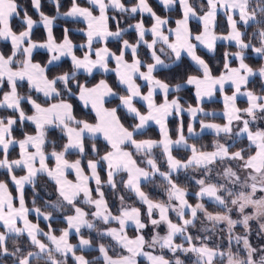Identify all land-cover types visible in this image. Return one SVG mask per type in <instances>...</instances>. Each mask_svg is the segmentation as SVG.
Returning <instances> with one entry per match:
<instances>
[{
	"label": "snow or ice",
	"instance_id": "obj_1",
	"mask_svg": "<svg viewBox=\"0 0 264 264\" xmlns=\"http://www.w3.org/2000/svg\"><path fill=\"white\" fill-rule=\"evenodd\" d=\"M52 3L57 15L82 22L84 27L74 30L65 27L63 37L58 41L53 34L56 17L41 11V0H31L32 8L39 14V21H34L26 9L21 18L17 0H0V39L9 41L11 45L9 55L0 53V91L5 86L8 88L0 96V111L7 113L0 114V169L6 170L19 193L17 207L8 184L0 181V257L10 258L12 264H33V260H42L44 264H67L69 255L74 264H138V257H144L148 264H184L177 254L191 253L196 257L193 264H216L217 256H226L227 264H264V245L253 246L249 239L253 221L258 225L256 234L264 239V130L254 131L251 127L257 119L264 117V94L246 89L249 77L256 72L245 63V53L249 49L264 57V0H200L199 7L195 0H159L165 10L178 6L181 16L175 20L174 28L169 27V19L157 15L148 0H133L130 6L123 0H87V6H82L80 0H70L71 6L64 13L60 12L61 0H52ZM109 10L121 15L110 16ZM97 11L98 15L94 14ZM221 11L227 18L228 32L218 36L215 29ZM138 14L141 19L135 24H128V29H134L136 34L132 43L123 38L128 29L121 27V23L128 18L134 19ZM144 15L152 19L150 28L145 27ZM13 18H21L24 30H13ZM191 20L199 22V31L194 33L190 28ZM110 21L115 22V31L111 30ZM37 24L42 25L46 32V39L42 42L32 39ZM248 29H252L250 36ZM71 31L82 32L86 41L76 45L71 39ZM147 33L151 34L150 40L146 39ZM109 39L122 42L119 54L109 49ZM221 39L232 42L237 51L223 54V71L214 76L209 63L198 55V48L212 53L216 41ZM97 42L103 46L95 47ZM141 46L147 49L152 62L145 63L140 59ZM77 48L82 56L76 54ZM36 49H44L48 53L49 59L43 66L33 62ZM129 53L131 62L126 59ZM184 55L198 72L197 75H187L183 81L194 86L196 107L188 105L185 108L179 96L169 99L171 93L179 92L181 84L170 85L155 75L160 68L170 69L180 63ZM64 58L70 59L71 69L49 78L48 72L58 67ZM232 58L239 61L238 67L231 66ZM110 61L115 62L114 68L109 67ZM94 71L114 72L126 94L118 95L105 79L92 86L80 82L79 73L93 76ZM258 75L264 81V65L259 68ZM137 78L146 82V94L142 92ZM18 81L27 82L28 94L22 95L18 91ZM226 84L234 88L231 95H224ZM217 87L223 96V118L226 122L217 124L200 120V129L212 130L224 142L215 140L212 151L198 149L195 144L188 143L182 119L177 128V139L173 140L167 125L168 117H181L187 112L190 118L187 132L190 136L196 135L193 122L198 119V113L203 112L200 102L204 97H211ZM33 92L41 94L44 101L38 102L31 94ZM157 93L163 98L161 103L155 99ZM117 95L119 104L106 107L108 99ZM238 96L247 98L246 108L237 107ZM73 98L95 114L94 123L74 115ZM137 99L143 102L146 113L136 106ZM25 103L31 107L30 115L23 106ZM121 108L137 121L131 127L122 123L118 115ZM25 121L34 125V134L24 133L22 139H17L13 134L14 128L18 124L24 126ZM150 123L158 126L160 139H137V135H142ZM50 128L59 130L66 138L60 150H57L55 142H52L50 152L46 149ZM242 137H246L249 147L232 151L236 140ZM97 138L106 142L108 150L103 155L99 153ZM88 141H92L94 157L87 159L90 174H86L82 166L83 158L88 156ZM13 146L19 149L18 158L9 159ZM174 147H183L190 155L186 160L178 159L173 155ZM157 149L161 151L166 171L161 170L159 158L155 155ZM70 154H77L78 158L69 161L67 156ZM137 156L142 159L138 161ZM50 159L54 165L49 164ZM102 165L106 181L102 180L98 171ZM216 168L221 171L213 177ZM16 169L23 170L25 174L17 177L14 174ZM190 169L202 174L201 178L195 179L198 191L195 192L197 203L194 206L186 198V189L174 180L173 175ZM70 171L75 174V180L68 178ZM122 174H126V178ZM157 176L165 184L166 201H153L142 190L144 182L152 183ZM42 178H46V184L54 185L56 197L45 202V207L50 209L47 212L26 207L23 194L25 185H31L35 192ZM92 181L96 185L95 197L90 187ZM120 185L146 205L147 223L140 208L125 206L124 196L119 197L121 206L116 213L110 209L103 189L107 186L118 190ZM205 199L218 210L208 211ZM248 209L251 211L248 212ZM31 211L44 221L54 219L56 212L64 213L62 219L66 227L60 230L59 236L55 235L51 224L45 232L28 219ZM157 211L158 219L154 218ZM170 212L176 214L179 223L170 219ZM233 213L237 218H233ZM201 215L212 225L211 229L203 225L197 228ZM96 222L104 225L114 222L118 227L99 229ZM20 223L22 227L18 226ZM149 223L154 230L151 239L143 234ZM162 224L167 228L165 235L155 231ZM129 225L135 228L134 238L128 235ZM237 226L242 227V234H235ZM84 228L96 231L94 239L110 238L107 243H99L98 257L93 260L86 259L84 254L77 255V251L94 247L92 239L84 238ZM190 229H197L196 234L193 235ZM73 231L79 237L78 245L69 242ZM211 233L219 235L221 241L226 233L229 247L235 240L238 245L242 244V250L221 251L219 245L211 243ZM25 235L29 247L38 251L25 252L16 243ZM177 238L182 242L177 243ZM9 240L14 242L11 250ZM157 249L159 254H154ZM165 250L172 254V258H166Z\"/></svg>",
	"mask_w": 264,
	"mask_h": 264
},
{
	"label": "trees",
	"instance_id": "obj_2",
	"mask_svg": "<svg viewBox=\"0 0 264 264\" xmlns=\"http://www.w3.org/2000/svg\"><path fill=\"white\" fill-rule=\"evenodd\" d=\"M123 2L128 4V5H131L133 0H131V1L123 0ZM148 2L150 4V6L153 8V10L157 13V15H159L163 18L168 17L169 27H173L175 20L180 18V12H179L177 7L175 9L165 11L154 0H148ZM17 3L20 5L21 18L23 16V11L25 9L27 10L28 14L31 16V18L34 21H37L40 18L39 14L32 8L31 0H17ZM80 3L82 6H87V2L85 0H80ZM41 6H42L41 11H43L46 15L56 17V19L54 21V25H53V34L58 41L62 39L63 29L65 27H68L69 29H73V30L83 27L82 22L72 21L71 19L66 18L63 15H57L56 7L52 3V0H41ZM70 6H71L70 0H61L60 12L61 13L66 12L70 8ZM116 15L120 16L121 14L116 13ZM21 18H13L11 21L12 28L16 32L23 30V27L20 24ZM139 19H141V17L139 15H137L134 19L128 18L126 20V22L123 21V24L121 23V27L126 28L128 26V24H132V23L138 21ZM143 20H144L145 25L151 24L150 18L143 17ZM194 25L198 26V24L190 23V28L193 30V32L198 31L199 26L195 27ZM110 28L112 31H115V29H116V24L113 21H110ZM226 30H227V26L225 25V22H223L222 16L218 15L217 27H216L215 31H226ZM241 30H244L243 26H241ZM247 31L249 32V36H250L252 29H248ZM70 36H71V39L73 40L74 43H80V42L83 43L85 41L84 40L85 37H84V35L80 34V31H77V32L71 31ZM123 38L134 43L136 40V34L133 30L130 29L124 33ZM32 39L34 41H38V42H42L46 39L44 29L41 25H36L34 27L33 32H32ZM98 44H95L94 46H97ZM120 44H121V41H118V40L107 42V46H110L115 51H118ZM142 50H140V52ZM10 51H11L10 45L7 42L0 40V53H3L5 55H9ZM226 51L234 53L236 51V47L233 45H230V44L224 45L221 43H217L215 45V51L214 52L207 53L201 49H198V55H201V57L204 58L206 60V62L209 63V65L212 69L213 75L218 76L220 74V72L223 71V54ZM76 53L78 55L82 54L80 49H78V50L76 49ZM253 53L254 52H252L250 49L246 50L245 63H247L253 69H259L264 64V57L253 56ZM141 54H142V59L145 62L150 61L146 52H141ZM47 57H48L47 52H44V51L33 52V62L40 63L42 66L46 64ZM126 59H129L128 55L126 56ZM235 64H236L235 59H231V66H234ZM70 69H71V65H70L69 61L67 59H63L59 63L58 67H53L51 69V71L48 72L49 78H52L53 76L58 75L62 72L69 71ZM197 74H198V72L196 70V67L194 65H192L191 62L185 56H182V61L180 63H178L177 65L173 66L172 68H170V69H164V68L158 69L155 73L157 78L165 80V82H167L173 86L177 83H180L181 85L184 84L183 81L186 80L187 75H197ZM78 78H79L81 83L87 82L89 86L94 85L100 79H105L118 95L126 94V92L120 87V85L117 84L115 77L112 74H105L104 75V74H101L99 72L93 73V76H86L84 74H78ZM246 88L248 90L254 91L257 94H264V86L261 85V82L259 81V79L257 77L252 79L251 81H249ZM145 89L146 88L144 86L141 87L142 91H145ZM3 91H8V88L5 86L3 88V90L0 91V96H2ZM18 91L22 95L28 94V88H27V82L26 81H20L18 83ZM31 94L33 95L34 98L38 99V102L44 101V97L41 96L40 94L35 93V92H33ZM118 95L114 98L108 99V102L106 103L105 106L108 108L116 107L119 104ZM174 95L179 96L180 102L184 107H186L188 105H191V106L196 105L193 90L190 87H185V86L181 87L179 92L171 93L169 95V98H171ZM155 99H156L157 103H160L162 101V98H160L159 95H156ZM72 102L74 103V115L78 119H84L90 123H93L95 121V116L89 109L84 108L80 104L79 101L75 100V98H73ZM237 105H238V107L242 108V107H244L245 104L242 101H238ZM23 106H24L27 114L30 115L31 114V108L29 107V105H27L25 103ZM201 107L204 109H220L221 104L219 101L214 100V101H210L208 103L201 104ZM140 109H141V111H143V108H140ZM0 114L7 115V113L2 112V111H0ZM118 115H120L122 123H124V125L126 127H131V125H133L135 123L134 118L127 115L123 111L122 108L118 111ZM181 119L183 120L184 134H185V129H186L187 122H188L187 116H185L184 114H182L181 117H177L175 115H172L167 121V125L169 128V134H170V137L172 139H175L177 137V128L179 127ZM204 119L215 121L218 123L222 122V119L220 117H217V116L208 117V118L204 117ZM262 119H263V117H262ZM259 125L260 124L258 123L257 126H259ZM24 133L34 134V125H31L29 122L25 121L24 126L21 127L18 124L14 128L13 134L17 139H22ZM147 138L158 140L159 133L155 127H153V126L146 127L143 130L142 135H137V139H147ZM47 139H48V144L46 145L47 150L52 149V142H55L56 146H57V150H60L62 148L63 143H65V141H66V138H63L61 136L59 130H57V129H49L48 134H47ZM217 139H220V138L215 137L212 134H201L196 138H187V140L190 144H195V146L198 149H201L204 151L213 150L214 141ZM91 143H92V141L87 142V146H86L87 152L89 151V144H91ZM96 143H97V147H98L100 155H102L105 151L108 150L107 146L101 140L97 139ZM245 145H246V141L244 138L237 139L235 142V147H233L231 150L235 151L240 147H244L247 149L249 146H245ZM155 151L157 152L158 149ZM188 153H189L188 150H183V149H179V150L174 149L173 150V155L175 157H178L181 160H184L188 156ZM158 155L160 156L159 153H158ZM16 156H17V150L15 147H13L12 149H10L9 159H15ZM75 157H77V154H70L67 156V158L70 160L75 159ZM0 158H2V154H0ZM92 158H94L93 155L90 152H88V156L83 158V160H82V166L84 167V162L86 159H92ZM160 165H161V169L165 170V166L162 163V161H160ZM98 171H99V174H100L102 180L105 181L104 168L100 167V169H98ZM22 173H23L22 170L16 169L14 174L17 175V177H18ZM213 173H216V172H213ZM214 177H216V175H214ZM174 180L181 187L186 189V191L188 192L187 199H188L189 203L194 204L196 201V198L194 195H195L196 190L198 189V186L195 184V181H193L192 179H189L188 176L185 174L174 175ZM0 181H5L8 184L9 192L11 193V195L13 197H16V191L14 189L12 181H11L10 177L7 175L6 170H4V169H0ZM46 185L51 190V192H54L53 191L54 187L50 183H47ZM164 186L165 185L162 182H160L159 180L156 179L152 183L143 184L142 190L144 192H146L151 199L157 200V195H159L160 198L162 197L161 190H162V188H164ZM90 187L93 189V195L95 196L94 185H90ZM119 189L122 190V188H119ZM103 190L105 192V198L109 204V207L112 208L113 204H111V200H112L111 191L106 186L104 187ZM125 193H126V191H125ZM23 194H24L26 207H28L29 209L40 208L42 211H45V212L50 211L49 208L45 207V202L51 200V198L53 197L52 194H51V197H45L40 193L38 188L34 192L32 189V186L26 187L24 189ZM129 198H130V200L132 199V197H129ZM14 203L16 204V199L14 200ZM133 203H134V201H133ZM135 205H137V204H135ZM205 206L210 211L215 212L218 210L215 205L210 204V203L205 202ZM63 214L64 213L56 212L53 214L54 219L45 222L43 220H39L31 211L29 213L28 219L33 223H37L39 225V227L41 229H43L45 232L48 231V224H51L52 227L55 229V235H59L60 230L66 227V224L62 219ZM233 215H235V214H233ZM128 231H129V234L132 233V230H128ZM82 234L85 238H90L93 240L94 247L90 250H85L83 252L77 251V255L84 254L86 259L93 260L94 258L98 257V251H97L96 247L99 245V243H107L108 239L107 238H105L104 240L94 239L96 237V235L93 234L91 230L90 231L83 230ZM75 238L76 237L73 235L69 237V240L72 244L75 243V241H76ZM43 240H44V242H47L45 238ZM16 243H19L25 249V252L35 251L34 248L29 247V242L25 236L20 237L19 240L16 241ZM13 246H14V242L12 240H9L8 241L9 249L11 250L13 248ZM253 246H254V244H253ZM230 250L233 252L236 251L234 246H232ZM186 263H189V261L188 260L184 261V264H186ZM222 263H223V259H221V261H220V264H222ZM0 264H12V260L10 258L5 259V258L0 257ZM33 264H44V261L33 260ZM67 264H74V261L70 256H68V258H67ZM138 264H145V263H144V261L139 260Z\"/></svg>",
	"mask_w": 264,
	"mask_h": 264
},
{
	"label": "crops",
	"instance_id": "obj_3",
	"mask_svg": "<svg viewBox=\"0 0 264 264\" xmlns=\"http://www.w3.org/2000/svg\"><path fill=\"white\" fill-rule=\"evenodd\" d=\"M125 1H131V0H125ZM158 5H160L161 7H162V5L161 4H159L158 2H157V0H154ZM163 8V7H162ZM176 7H173V8H170V9H168V10H172V9H175ZM177 8H178V6H177ZM164 9V8H163ZM165 10V9H164ZM179 10V9H178ZM165 11H167V10H165ZM180 12V11H179ZM220 14H223L222 13V11L221 12H219V14L218 15H220ZM180 16H181V13H180ZM222 16V15H221ZM144 17H148V18H150L151 19V17L150 16H144ZM163 18V17H162ZM40 19V18H39ZM39 19L37 20V21H39ZM167 19H168V17H167ZM151 23H152V19H151ZM132 24H134V23H132ZM38 25H40V24H38ZM43 27V26H42ZM175 27V22H174V26H173V28ZM126 28H128V26L126 27ZM44 32H45V30H44ZM82 33V32H81ZM45 37H46V32H45ZM86 41V40H85ZM97 43H99V42H97ZM122 43V42H121ZM217 44V43H216ZM221 44H224V43H221ZM121 45V44H120ZM224 45H229L228 43L227 44H224ZM230 45H232V44H230ZM233 46H235V45H233ZM35 51H44V52H46L44 49H36V50H34V52ZM209 53V52H208ZM95 58V56L93 55V59ZM187 58V57H186ZM188 59V58H187ZM189 60V59H188ZM190 61V60H189ZM236 61V60H235ZM111 63H112V61H110ZM191 62V61H190ZM192 64V63H191ZM193 65V64H192ZM195 66V65H194ZM239 66V61H236V65L235 66H232V67H238ZM160 69H162V68H160ZM254 70V72H256V75H253V76H251V77H249V81H251L252 79H254V78H258V79H260L259 77H258V70L259 69H253ZM256 70V71H255ZM100 73V72H99ZM115 74V73H114ZM113 74V75H114ZM185 84V83H184ZM183 85V84H182ZM185 85H187V84H185ZM185 85H183L182 87H184ZM121 87V86H120ZM141 87V86H140ZM185 87H190V88H192V90H193V94H194V98H195V101H196V97H195V89H194V87L193 86H189V85H187V86H185ZM122 88V87H121ZM123 89V88H122ZM234 88L231 86V84H226L225 85V91H230V90H233ZM124 90V89H123ZM125 91V90H124ZM217 91V90H216ZM251 91V90H250ZM157 95H159L160 96V98H162V96L160 95V94H157ZM174 96H177V95H174ZM114 97H116V96H114ZM114 97H110L109 99H111V98H114ZM239 97V96H238ZM237 97V101H242V102H244V106H246L247 107V98L246 97H243V96H241L243 99H239ZM171 98H173V96L171 97ZM171 98H169V99H171ZM204 98H209V99H204ZM202 100H201V102H200V107H201V104H203V103H208V102H210V100L213 98V95L211 96V97H204ZM217 98V97H216ZM206 100V101H205ZM220 100V99H219ZM162 101H163V98H162ZM161 101V102H162ZM208 101V102H207ZM211 101H214V100H211ZM216 101H218V100H216ZM237 101H236V104H237ZM160 102V103H161ZM220 102V104H221V108L220 109H204V108H202L203 109V112H201V113H199L198 114V119L197 120H195L194 122H193V125H194V129H195V132H196V135H192V136H190L189 134H188V132H187V126H186V129H185V136L187 137V138H196V137H198L199 135H201V134H212V133H210V132H205V131H199V128H200V120H203L205 123H217L218 124V122H215V121H211V120H207V119H204V117H206V118H208V117H214V116H217V117H220L221 119H222V124L223 123H225L226 121L224 120V118H223V112H224V109H223V102L222 101H219ZM197 105H195V106H193V107H196ZM29 107H30V105H29ZM237 107H238V105H237ZM31 108V107H30ZM240 108V107H239ZM241 109H243V108H241ZM90 110V109H89ZM91 111V110H90ZM124 112H126L125 110H123ZM146 108H145V112H143V113H146ZM207 113H211L212 115H205V114H207ZM185 116H187V118H188V122H189V116H188V113L187 112H184L183 113ZM94 116H95V114H94ZM171 116H169L168 117V119L170 118ZM137 121H135V123H136ZM188 122H187V125H188ZM30 123V122H29ZM149 126H153V127H155L156 129H157V125H155L154 123H150L147 127H149ZM253 130H255L254 128H253ZM157 131H158V129H157ZM158 133H159V131H158ZM212 135H214V134H212ZM215 136V135H214ZM216 137V136H215ZM219 138V137H218ZM242 138H244L245 140H247L246 139V137H242ZM99 140H101V141H103V139L102 138H98ZM160 139V133H159V138H158V140ZM175 139H177V137L175 138ZM175 139H173V140H175ZM220 142L221 143H223L222 141H224V139L223 138H221L220 137ZM106 143V142H105ZM189 143V142H188ZM229 143H231V141L229 142ZM190 144V143H189ZM248 146V145H247ZM13 147H15L17 150H18V153H19V149H18V147H16V146H13ZM179 150V149H183V150H186V149H184L183 147H179V148H173V150ZM214 150V149H213ZM207 151H212V150H207ZM236 151V150H235ZM190 155V152L188 153V156ZM187 156V157H188ZM187 157L184 159V160H186L187 159ZM139 158V157H138ZM176 158H178V157H176ZM179 159V158H178ZM141 160V159H140ZM139 161V160H138ZM49 164L50 165H54V161H52L51 159L49 160ZM141 166H144L143 164H141ZM164 166H165V170H162V171H166L167 170V166H166V164L164 163ZM102 168H104V166L102 165L101 166ZM21 170V169H20ZM219 171H220V168H219ZM22 172H23V174H21L20 176H22V175H24L25 174V172L22 170ZM104 172H105V181H106V179H107V176H106V171H105V168H104ZM213 172H216V173H214V175H217V171H213ZM86 174H90V173H86ZM179 174H185V175H187L188 176V178L189 179H192L193 181H195V179H198V178H201V173L199 172V171H194V170H188L187 172H185V171H181ZM213 174V173H212ZM123 175V174H122ZM173 175H176V174H173ZM125 176V178H126V175H124ZM19 177V176H18ZM68 178L69 179H71V180H75L74 179V177L72 176V174H71V172H69V174H68ZM155 178H157V180H159L160 182H162V178H160V177H155ZM46 180V179H45ZM163 183V182H162ZM13 184V183H12ZM51 184V183H50ZM143 184H146V182H144ZM142 184V185H143ZM164 184V183H163ZM90 185H94V187H96V185H95V182L94 181H92L91 183H90ZM165 185V184H164ZM13 186H14V189H15V191H16V204H15V206H19V193L17 192V190H16V186L13 184ZM28 186H31V185H25V187H24V189L26 188V187H28ZM45 186H46V190L47 191H49V195L48 196H51V190L47 187V185L45 184ZM121 186V185H120ZM196 191H198V189L196 190ZM187 194H188V192H187ZM161 195H162V197H167L166 196V193H165V186H164V188H162V190H161ZM259 195V194H258ZM195 196V195H194ZM187 198V197H186ZM196 198V197H195ZM153 200V199H152ZM153 201H159V200H153ZM210 203V204H212V202L211 201H209V200H207V199H205V201H204V203ZM197 203V199H196V201H195V203L194 204H192L193 206L195 205ZM214 205V204H213ZM132 206H134V205H132ZM136 207V206H135ZM208 210V209H207ZM208 211H210V210H208ZM210 212H214V211H210ZM32 213L39 219V220H43V218L42 217H38L37 215H36V213L34 212V211H32ZM233 214H235V213H233ZM169 216H170V219H172V221L173 222H176V223H179V221H178V218L176 217V214L174 213V212H170L169 213ZM154 218H159V213H158V211L157 212H155L154 213ZM186 218H190V217H186ZM233 218H237L236 216L234 217V215H233ZM44 221V220H43ZM45 222H47V221H45ZM33 223V222H32ZM147 223V222H146ZM252 223V222H251ZM253 223H255L254 221H253ZM66 224V223H65ZM97 224V228H99V229H103V228H105V227H114L115 226V223L113 222L112 224H110V225H104L102 222H97L96 223ZM98 224H103L105 227H103L102 225H99V227H98ZM206 226L207 228H209V229H211L212 228V225L209 223V222H207V221H204V219H203V216L201 215L200 216V219L197 221V228H200L201 226ZM18 226H23L22 225V223H20ZM115 227H118V225L116 224V226ZM221 227H223V225H221ZM161 229H164V230H162V232L160 233V235H165L166 234V231H167V228H166V225H163L162 224V226L160 227ZM239 228H241L242 229V227H240V226H237L236 227V229H239ZM150 232H148L147 233V238L148 239H151V237H152V235L154 234V230H153V227L151 226L150 228ZM82 230H89V229H87V228H84V229H82ZM128 230H132V233L131 234H129V231ZM145 230H143V232H144ZM155 231H157V229L155 230ZM190 231L192 232V234L193 235H195L196 234V231H197V229H190ZM235 231V230H234ZM127 232H128V235H129V237H132V238H134L135 237V235H136V231H135V228H134V226H132V225H129L128 226V228H127ZM219 232V229H217L216 230V233H218ZM216 233H211V235H212V244H214V245H219V247H220V250L221 251H223V252H225V253H227L230 249H231V247L232 246H234V248H235V246L236 245H238L237 243H236V241L235 240H233L232 242H231V246L229 247V244H228V240H227V234L225 233V236H224V239L221 241V239H220V237H219V235H217ZM144 234V233H143ZM235 234H237V235H239L240 233L237 231H235ZM75 236L76 238V241H75V243H73L74 245H78L79 244V237H77L76 236V234H75V232L73 231L71 234H70V236ZM57 236H59V235H57ZM25 237H26V235H25ZM146 237V236H145ZM27 238V237H26ZM43 237H41V239H42ZM85 238V237H84ZM44 239V238H43ZM46 239V238H45ZM108 240L110 239V238H107ZM28 240V239H27ZM69 242H70V240H69ZM176 242L177 243H180V242H182L181 241V239L180 238H177L176 239ZM71 243V242H70ZM236 244V245H235ZM185 246H187V245H185ZM240 247H241V249H242V244H240L239 245ZM98 248V246L96 247V249ZM90 249H92V248H87V249H84L83 251H85V250H90ZM35 251H38V249H35ZM166 252V251H165ZM168 253V252H167ZM154 254H159V251H158V253H154ZM177 255H179V257H180V259L184 262V261H186V260H188L189 261V264H193V262H194V260L196 259V257L193 255V254H191V253H189V254H184V253H178ZM191 255H193V257L191 258V259H189V257L188 256H191ZM167 258V257H166ZM170 258H172L171 256H170ZM138 259V261L139 260H142V261H146V263L148 264V261L144 258V257H138L137 258ZM221 259H223V263L222 264H226L227 263V257L226 256H223V257H221V256H217L216 257V264H220V261H221Z\"/></svg>",
	"mask_w": 264,
	"mask_h": 264
},
{
	"label": "rangeland",
	"instance_id": "obj_4",
	"mask_svg": "<svg viewBox=\"0 0 264 264\" xmlns=\"http://www.w3.org/2000/svg\"><path fill=\"white\" fill-rule=\"evenodd\" d=\"M86 2H87V0H85ZM157 2L159 3V0H157ZM195 3H196V5H197V7H199V5H200V0H195ZM160 4V3H159ZM130 6V5H129ZM163 7V6H162ZM164 8V7H163ZM179 9V8H178ZM223 13V12H222ZM94 14H96V15H98V11L97 12H95ZM116 15V13H113L111 10H109V15L111 16V15ZM117 14H119V13H117ZM219 14V13H218ZM139 15V14H138ZM220 15H222V18H223V22H225V25L227 26V18H226V16L224 15V13L223 14H220ZM140 16V15H139ZM144 16H147V15H144ZM137 22V21H136ZM136 22H134V24L136 23ZM115 23V22H114ZM190 23H194V24H198V26H199V30H200V25H199V22L198 21H196V20H191L190 21ZM122 24H123V20H122ZM152 24V23H151ZM151 24H149V25H145V27L146 28H150L151 27ZM38 25V24H37ZM54 25V24H53ZM42 26V25H41ZM195 27H198V26H196V25H194ZM83 27H84V24H83ZM82 27V28H83ZM126 29H128V28H126ZM24 30V29H23ZM128 30H130V29H128ZM131 30H133L134 32H135V30L134 29H131ZM198 30V31H199ZM75 32H77V31H75ZM195 32H197V31H194V33ZM227 32H228V26H227V30L226 31H216V34L218 35V36H223V35H227ZM80 34L81 35H83V33H81L80 32ZM85 37V36H84ZM146 39H151V34L150 33H147L146 34ZM1 41H4V42H7L9 45H10V42L9 41H5V40H2V39H0ZM84 40H86V37H85V39ZM114 40H116V39H109V41H114ZM85 42V41H84ZM83 42V43H84ZM216 43H224V44H232V45H234L232 42H228V41H224V40H217L216 41ZM76 45H80V44H82V42H80V43H75ZM95 44H98V43H95ZM103 46V44H101V43H99L97 46H95V47H102ZM10 47H11V45H10ZM109 47V49L111 50V51H113V52H116L117 54H119V49H120V47H121V45H120V47H119V49H118V51H115L113 48H111L110 46H108ZM141 48L143 49H140V50H142L141 52H146L147 53V56L149 57V59H150V61L149 62H152L151 61V58H150V54L148 53V51H147V49L146 48H144L143 46H141ZM79 48H77V50H78ZM198 49H201V50H203V51H205V52H207L208 53V51L206 50V49H204V48H198ZM236 51H237V49H236ZM235 51V52H236ZM140 52V53H141ZM48 54V53H47ZM77 54V53H76ZM78 55V54H77ZM78 56H82V54H79ZM185 57H187L186 55H184ZM253 56H256L257 57V55L255 54V53H253ZM128 61L129 62H131V55H130V53L128 54ZM162 58H164V59H166L165 57H162ZM48 59H49V56L47 57V61H48ZM64 59H67L68 61H69V63H70V65H71V62H70V59H68V58H64ZM140 59L142 60V61H144L143 59H142V54L140 55ZM232 59H234V58H232ZM47 61H46V63H47ZM237 61V60H236ZM145 62V61H144ZM149 62H145V63H149ZM236 65V64H235ZM234 65V66H235ZM264 65V64H263ZM109 67L110 68H114L115 67V62L114 61H112V63L111 62H109ZM142 71H146V69L145 68H142L141 69ZM256 71V70H255ZM96 72H98V71H94V73H96ZM101 73V72H100ZM79 74H84V73H79ZM101 74H114V72H107V73H101ZM85 75V74H84ZM114 77H115V80H116V82H117V84L119 85V83H118V81H117V79H116V76H115V74L113 75ZM258 77H259V75H258ZM260 78V77H259ZM259 81L261 82V85L262 86H264V81H262L261 80V78L259 79ZM20 81H18V83H19ZM137 83L142 87V86H144L146 89H145V91H142L144 94H146L147 93V84H146V82H144V81H142V80H139L138 78H137ZM183 85H185V84H183ZM183 85H181V87L183 86ZM121 86V85H120ZM185 86H187V85H185ZM122 88H123V86H121ZM194 87V86H193ZM124 89V88H123ZM192 89V88H191ZM195 89V88H194ZM247 89V88H246ZM125 90V89H124ZM217 91H215L214 92V94H213V98L211 99V100H218V101H222L223 102V96L221 95V93H220V91H219V89H218V87H217V89H216ZM242 90H244V89H242ZM248 90V89H247ZM195 91V90H194ZM234 91V89L233 90H230V91H224V95H231L232 94V92ZM125 92H126V90H125ZM157 94H159V93H157ZM41 95V94H40ZM42 96V95H41ZM217 97V98H216ZM243 97H245V96H243ZM240 100L241 99H243L241 96H239L238 97ZM204 99H209V98H204ZM220 99V100H219ZM210 100V101H211ZM206 101V100H205ZM208 102V101H207ZM238 102V101H237ZM135 103H136V106L140 109V108H143V111H141V109H140V111L143 113V112H145V106L143 105V102L142 101H139L138 99L135 101ZM224 103V102H223ZM188 106H186L185 108H187ZM242 108H246V106H244V107H242ZM223 109H224V104H223ZM126 113V112H125ZM94 114V113H93ZM127 114V113H126ZM199 114V113H198ZM128 115V114H127ZM95 122V121H94ZM93 122V123H94ZM264 117H263V119L262 118H260V119H257L253 124H252V130H253V128L255 129V130H264ZM214 123V122H213ZM258 123L260 124L259 126H257L258 125ZM218 124H222V123H218ZM242 126V125H241ZM50 129H52V128H50ZM157 129H158V131H159V128L157 127ZM254 130V131H255ZM199 131H201V129L199 128ZM203 131H205V132H210V133H212V134H214L215 135V133L212 131V130H209V129H205V130H203ZM216 136V135H215ZM220 138V137H219ZM222 138V137H221ZM98 139V138H97ZM246 141V145L245 146H247L248 145V142H247V140H245ZM66 142V141H65ZM105 145H106V143L104 142V141H102ZM222 142H224V141H222ZM230 142V141H229ZM107 146V145H106ZM17 150V149H16ZM52 149H50V150H47V151H51ZM129 150H131V151H134V149H131V148H129ZM88 152H90L91 154H92V152H91V144H89V151ZM158 153L160 154V156L158 155ZM177 153V152H176ZM104 154V153H103ZM102 154V155H103ZM155 155L159 158V163H160V161H162V163L164 164V159H163V157L161 156V151L158 149V151L156 152L155 151ZM139 156H137V157H135L137 160H139L140 161V159H142L141 157H139ZM16 158H18V150H17V156H16ZM15 158V159H16ZM76 158H78V157H75V159ZM75 159H72V160H70L69 159V161H74ZM84 167H85V171H86V173H88V171H87V159L85 160V162H84ZM215 171H217V172H219V168H216L215 169ZM220 171H221V169H220ZM71 172V171H70ZM23 174V173H22ZM71 174H72V176L74 177V179H75V174L74 173H72L71 172ZM123 175H126V174H123ZM213 175V177H214V173L212 174ZM45 179L46 178H42L41 179V181L39 182V187H38V189H39V191H40V193L43 195V196H45V197H51V196H48L49 195V191H47L46 190V186H45ZM157 178H154L153 179V182L156 180ZM147 183V182H146ZM52 185V184H51ZM53 187H54V185H52ZM107 187V186H106ZM107 188H109V190L111 191V198H112V200H111V204H113V206H112V208H110L112 211H113V213H116L117 212V209L121 206V203H120V199H119V197L120 196H124L125 197V206H132V205H134V206H136V207H138V208H140L141 209V211H142V213H144V215H143V219H144V221L145 222H147V215H146V205H143V204H141L140 203V201L138 200V199H136V197L132 194V193H129L126 189H124L123 188V186L121 185V186H119V188H122V190L121 189H119V190H113V189H111L110 187H107ZM95 190V189H94ZM125 191H126V193H125ZM94 193H95V191H94ZM146 193V192H145ZM52 195H53V197L51 198V200H55L56 199V197H55V194H54V192H52L51 193ZM147 194V193H146ZM148 195V194H147ZM260 195V194H259ZM132 197V199L130 200V198L129 197ZM95 197V196H94ZM166 199H167V197L165 198V197H159V195H157V200H159V201H166ZM133 201H134V203H133ZM135 204H137V205H135ZM92 210H94V209H92ZM248 212H250L251 211V209H248L247 210ZM68 214H71V213H68ZM236 216V214L234 215V217ZM237 217V216H236ZM89 219H91V217L89 216ZM97 223V222H96ZM99 225H102L103 227H105L103 224H98V227H99ZM252 225H253V231H252V233L250 234V236H249V239H250V242L252 243V245L254 244V246H256V247H258V246H260V245H264V239H261V237L260 236H258L257 234H256V228L258 227V225H256V223H253L252 222ZM115 226H116V224H115ZM114 226V227H115ZM162 226V225H161ZM160 226V227H161ZM151 227V224L149 223L148 224V227L146 228V229H144L145 231L143 232L144 233V235L146 236V238H147V233L148 232H150V228ZM158 228L157 229V231L158 232H162V230H164V229H161V228ZM0 231H2V228H0ZM83 231V230H82ZM88 231H90V230H88ZM92 231V233L93 234H95L96 236H97V233H96V231L94 230H91ZM235 231L237 232H239L240 234H242L243 233V229H241V228H239V229H235ZM259 237V238H258ZM148 239V238H147ZM236 245V244H235ZM241 249V247L239 246V245H236L235 246V250H237V249ZM242 250V249H241ZM148 251H151L150 249H148ZM158 251H159V249H157L156 250V252L155 253H158ZM166 251V250H165ZM165 255H166V257L167 258H170V256L172 257V254L171 253H167V251L164 253ZM70 257H71V255H69ZM189 257V259H191L192 257H193V255H191V256H188ZM72 258V257H71ZM144 263L145 264H147L146 263V261H144ZM186 264H189V263H186ZM227 264V263H226Z\"/></svg>",
	"mask_w": 264,
	"mask_h": 264
}]
</instances>
